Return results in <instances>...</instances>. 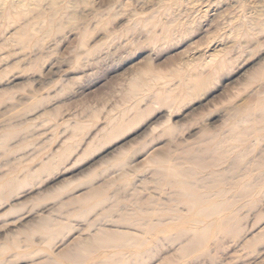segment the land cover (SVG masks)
<instances>
[{
  "label": "rangeland",
  "instance_id": "1",
  "mask_svg": "<svg viewBox=\"0 0 264 264\" xmlns=\"http://www.w3.org/2000/svg\"><path fill=\"white\" fill-rule=\"evenodd\" d=\"M0 264H264V0H0Z\"/></svg>",
  "mask_w": 264,
  "mask_h": 264
},
{
  "label": "bare ground",
  "instance_id": "2",
  "mask_svg": "<svg viewBox=\"0 0 264 264\" xmlns=\"http://www.w3.org/2000/svg\"><path fill=\"white\" fill-rule=\"evenodd\" d=\"M195 160H197V157L195 158ZM205 161V160H204ZM196 162H198V161H196ZM202 164H204L203 163V161H202ZM203 169V168H202ZM196 174V173H195ZM201 180H203V179H200V181ZM196 181H198V180H196ZM227 181V180H226ZM225 181V182H226ZM201 183H202V181H201ZM205 183V182H204ZM185 186H188L189 188V190H191V192H192V195H194V196H196L195 198V200H193V202H194V204H196L197 202H203V203H200V204H206V206H204L203 208H200V210L198 211V213L199 214H201V215H203V216H199V217H205V219H201V218H199L197 215V217L196 218H194L193 219V221H195L196 223H203V224H205V225H203L204 227L203 228H201L200 229V227H199V237H206V236H210V234L214 231V230H222V231H226V230H229L230 229V227H231V225H230V223H229V220H228V217L227 216H224V215H222L223 214V212L224 211H226V210H228L229 209V207H231V206H229L228 204V202H230L229 200H227L228 202H225V200L224 201H222V200H214V199H211V200H209V202H207V199H210V197H209V195H210V193L208 192V194L207 193H205V192H196V190H197V186H198V184H193V183H190V182H184L183 183ZM211 184V183H210ZM202 185H203V183H202ZM252 185V184H251ZM198 187H200V185L198 186ZM206 188V187H205ZM199 189V188H198ZM198 191V190H197ZM231 192V191H230ZM215 194H217V193H215ZM224 194V193H223ZM208 195V196H207ZM183 196V195H182ZM214 196V195H213ZM232 196V195H231ZM209 197V198H208ZM232 201V200H231ZM232 203H234V202H232ZM158 204V203H157ZM147 206V205H146ZM149 210V209H148ZM189 211H191V210H189ZM159 212V211H158ZM146 213V212H145ZM147 214H149V213H147ZM161 215V214H160ZM206 218L207 219H209L210 221L209 222H207L208 220H206ZM165 219V218H164ZM230 219V218H229ZM49 220V219H48ZM47 219L46 220H44L43 222H42V225L43 226H45V225H47L48 223H47V221H48ZM171 220V219H170ZM205 220H206V223H205ZM149 221V220H148ZM163 221V220H162ZM168 221V220H167ZM166 221V222H167ZM151 224V223H150ZM191 224V223H190ZM194 224V223H193ZM149 225V224H148ZM153 225V224H152ZM159 225V224H158ZM48 226V225H47ZM153 226H155V225H153ZM153 226H152V229H153ZM192 226V225H191ZM214 226V227H213ZM234 226V225H233ZM42 227V226H41ZM146 227V226H145ZM147 227H149V226H147ZM193 227V226H192ZM196 227H198V226H196ZM195 227V228H196ZM215 228V229H214ZM232 228H234V227H232ZM45 229V228H44ZM47 229V228H46ZM151 229V228H150ZM197 229V228H196ZM188 230V229H187ZM234 230V229H233ZM198 231V230H197ZM114 232V231H113ZM152 232V231H151ZM146 233V232H145ZM180 233V232H179ZM212 234H214V233H212ZM111 239V238H110ZM112 241H117V243L119 242V241H121V237L120 236H118V235H114V236H112ZM105 242V241H104ZM107 242H109V241H107ZM141 242V241H140ZM139 242V243H140ZM203 243V242H202ZM138 245V244H137ZM139 245H141V244H139ZM144 245V244H143ZM142 245V246H143ZM91 246V245H90ZM83 248L85 249V247L83 246ZM82 250V249H81ZM67 256V255H66ZM71 256V255H70ZM68 258V257H67Z\"/></svg>",
  "mask_w": 264,
  "mask_h": 264
}]
</instances>
